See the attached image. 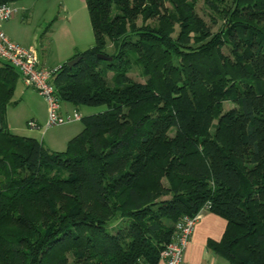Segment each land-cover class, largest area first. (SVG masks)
Returning <instances> with one entry per match:
<instances>
[{
	"label": "trees",
	"instance_id": "trees-1",
	"mask_svg": "<svg viewBox=\"0 0 264 264\" xmlns=\"http://www.w3.org/2000/svg\"><path fill=\"white\" fill-rule=\"evenodd\" d=\"M195 1L83 0L93 42L51 82L104 109L60 151L7 128L0 59V264H157L203 206L224 220L205 247L264 264V0H202L210 23Z\"/></svg>",
	"mask_w": 264,
	"mask_h": 264
},
{
	"label": "rangeland",
	"instance_id": "rangeland-1",
	"mask_svg": "<svg viewBox=\"0 0 264 264\" xmlns=\"http://www.w3.org/2000/svg\"><path fill=\"white\" fill-rule=\"evenodd\" d=\"M45 3H50V4L53 3L52 5L55 6V8L57 6V2L55 0H47V1L45 0ZM74 5L78 10L75 11V9H73V12H75L74 13L75 19L73 22V32L70 37H72V41L75 42L73 46H78L80 50H83L91 46L93 42V37L89 25L86 7L81 6L82 4L78 1H76V3L74 2ZM44 8H45L44 2L39 0V2L36 3L35 10L33 11V13L31 14V16L27 21L21 20V16L19 15L20 13H17V15L15 13L12 14V15H16L18 18L17 21H15L11 25V29L14 32H16V34L19 35L20 38L28 41L30 40V42L33 43V45H29L25 47H31L32 49L35 50L36 54H40V45L44 46L45 44L44 39L46 38V41L48 39L47 35L49 36L48 43H51L52 41V43L54 42V44L56 43L57 46L60 45L62 48L67 47L66 45L68 46L71 45V42L68 40L66 34L61 30H57V29L55 30L53 26L56 23V19H55L56 13L53 14L46 12L44 13ZM195 11L206 23L211 22L212 18L210 16V12L202 4V0L195 1ZM42 14L43 17H41ZM214 19L216 20V23L211 27L212 30H215L219 22L216 18ZM36 49L38 51H36ZM53 52L55 51L48 50L47 52L48 54H50V56H48L49 60L47 59L49 61L48 62L49 64H54L55 55L52 54ZM137 72H138L137 68L133 67L132 70L128 72V75L136 81H142V78L138 76ZM27 88L31 89L33 92L29 96L26 95L22 96L21 92L24 88L21 85V82L18 78L14 85V89L11 97V100L15 101V103L8 105L5 109V113H4L5 122L6 124L8 123L11 126L12 133L22 136H31L28 134H34L36 136V139L43 143L42 137L44 133L47 136L49 133L55 134L58 131H60V129H63L70 125L78 124L80 125V127L82 126L79 120H77V122L70 121L68 123H63L59 125L46 126L47 112H46L45 104H44L45 119L40 120V122L37 121V119L34 118L33 116L35 115L38 116V113L41 109V102H43L44 100L37 94V92L33 88L30 87ZM43 103H45V101ZM78 107L90 110L93 113L99 112L104 109V106L102 105L78 106ZM229 107H231L230 102L223 103L224 109H227ZM41 121H43V123ZM67 141L68 139L60 145L58 143L54 144L50 150H55V151L63 150L65 148Z\"/></svg>",
	"mask_w": 264,
	"mask_h": 264
},
{
	"label": "crops",
	"instance_id": "crops-1",
	"mask_svg": "<svg viewBox=\"0 0 264 264\" xmlns=\"http://www.w3.org/2000/svg\"><path fill=\"white\" fill-rule=\"evenodd\" d=\"M41 1L44 2V6H45L44 13L45 12L52 14L56 13L55 14L56 23L53 25L55 30L57 29L63 31L66 34L68 40L71 42L70 46L65 44L67 47L62 48L60 45L57 46L56 43L55 44L54 42L52 43V41L51 43H48L49 36L47 35L48 39L47 41L46 38L44 39L45 41L44 46L40 45V54H37L39 65L46 68H54L57 67L62 62L66 61L72 54L75 53V51L80 50L78 46H73L75 42L72 41V37L70 36L72 35L73 32V22L75 19L74 17L75 12H73V9H75V11L78 10L75 7L74 2L76 3V1H78L82 4L81 6H85V5L83 0H55L57 2V6L55 8V6L52 5L53 3L52 4L45 3V0H41ZM37 2H39V0H20L14 2L12 3L13 6L15 7L14 13L16 15L17 13H20L19 15L21 16V20L27 21L31 16V14L33 13V11L35 10V6ZM16 15H12L9 19L2 21L0 23L1 30L9 40H11L12 42L18 45L21 46L33 45V43H31L30 40L28 41L20 38V36L17 35L16 32H14L11 29V25L15 21H17L18 17ZM41 17H43V14ZM48 50L55 51L52 53L55 55L54 64L48 63L49 62L48 56H50V54L47 53ZM36 51L38 50L36 49ZM18 78L21 82V85L24 88L21 92V95L29 96L33 91L27 88L29 86H25L23 84L20 76H18ZM43 102H41V109L38 113V116L37 115L33 116L39 122L40 120L45 119V105H44L45 103ZM73 110H76L80 116L93 113L90 110L73 106L67 102L59 101V113L61 115L69 114ZM41 122L43 123V121ZM7 127L11 131L12 128L8 123H7ZM81 127L78 124H74L67 126L63 129H60V131H58L55 134L49 133L46 136V134L44 133L42 137V141H43L42 144L48 149H51V147H53L54 144L58 143L60 145L64 143V141H66L67 139H70L72 136L77 134L81 130ZM28 135H31L28 137H32L36 139V136L34 134H28ZM223 228H224V220L221 217L210 212H203L196 220L192 228L191 236L186 244L185 249L183 250L181 264H230L226 259L213 253L208 247H205V241L207 239L218 240L220 238ZM157 264H162L161 260H159Z\"/></svg>",
	"mask_w": 264,
	"mask_h": 264
},
{
	"label": "built area",
	"instance_id": "built-area-1",
	"mask_svg": "<svg viewBox=\"0 0 264 264\" xmlns=\"http://www.w3.org/2000/svg\"><path fill=\"white\" fill-rule=\"evenodd\" d=\"M15 12L11 3H0V23L9 19ZM0 59L12 65L19 73L25 86L32 87L45 101L47 119L46 126L59 125L77 121L80 115L76 110L69 114L59 113V100L51 82L54 68L39 65L34 49L18 45L9 40L0 28ZM205 207L200 208L192 216L180 217L174 225L171 240L159 253L162 264H181L183 250L191 236L192 228Z\"/></svg>",
	"mask_w": 264,
	"mask_h": 264
},
{
	"label": "water",
	"instance_id": "water-1",
	"mask_svg": "<svg viewBox=\"0 0 264 264\" xmlns=\"http://www.w3.org/2000/svg\"><path fill=\"white\" fill-rule=\"evenodd\" d=\"M79 57H80V56L77 55V56H74V57L71 58V59H68V60L66 61V65H67V66H71L73 63H75V62L79 59ZM96 57L99 58V59H101V60H103V61H108V60H110V57H109V56H105V55H103V54H97Z\"/></svg>",
	"mask_w": 264,
	"mask_h": 264
}]
</instances>
